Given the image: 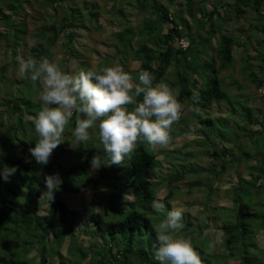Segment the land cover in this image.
<instances>
[{
  "label": "trees",
  "instance_id": "16d2710c",
  "mask_svg": "<svg viewBox=\"0 0 264 264\" xmlns=\"http://www.w3.org/2000/svg\"><path fill=\"white\" fill-rule=\"evenodd\" d=\"M80 1L82 8L87 10L90 0H0V27H3V30H0V169L5 166L17 168L15 174L7 181L0 174V233L3 234L0 248L3 250L5 248L6 251L8 243L13 240L15 247L11 248L10 254L19 256L20 262L17 264H28L24 257L30 251L34 240L37 245L41 246L40 261L46 264L44 249L46 243L51 240V243L55 244L58 249L63 244L66 235L69 234L72 238V228L77 213L69 209L61 193H79L88 184L92 185L96 193L98 181L92 184V180L89 179L90 160L97 153L103 159L107 158V153L104 152L101 143L90 150L87 144L80 143L76 146L75 153L71 150L70 152L64 144H61L54 150L46 166L36 163L29 148L35 147L39 139L34 129L33 118L43 107L39 100L41 85L38 81L33 82L28 78L18 76L11 80L7 79L3 64L7 59L17 60L18 55L24 59L26 57L35 59L38 62L43 59L52 61L54 47L60 38L63 39L62 51L70 57H77V53L69 47V44L75 39L74 29L77 28L75 25L80 13L68 3L76 4ZM118 1L122 3L125 0ZM132 1L139 3L137 8L140 15L146 10H149V14L143 17L137 28L127 23L119 33L115 34L119 46L122 47L119 52L120 66L126 65L125 56L132 53L134 59L139 61V67L136 70L137 77L140 71L151 72L155 77L154 86L163 82L172 90L178 88L177 99L188 103L195 121H202L206 124L210 122L209 127L215 125L216 122L220 124L221 129L217 127L209 129L210 134L215 133L218 139L232 143V146L228 148L221 142L217 144L215 139L209 138L208 133L198 135L200 137L198 142L206 141L208 148L206 156L211 160L207 171L214 178L209 179L208 182H203L202 179L193 180L188 187V193H191L194 187L206 188V203L202 204L206 212L210 209L209 197L212 195V190L214 191L211 181L226 175L229 166H232L236 178L229 194L232 201V212L225 216L224 211L221 213L217 211L216 221L211 223L212 220L208 216L205 226L207 229L218 228L217 224L221 221L220 232L224 233L221 241L227 250V256L224 258H233L234 264H264V247H258L256 241L258 232H261L264 237V208H259L261 205L255 204L253 200L254 196L258 197V200L264 197V114L259 119L255 118L254 111L245 109L238 101V97L229 92L231 85L235 84L237 89L241 85L232 78H230V83H225L220 76L223 72H227L229 76L234 68L233 46L238 48L244 46L243 38L234 40L226 32V14L229 12L234 15L236 21H239L244 19L250 11L254 25L249 31L255 34L254 38L260 44L262 51L259 52L260 59L255 68L257 71L255 72L251 65L250 56L244 57L242 71L249 72L250 82L257 89H264V0H228L227 3H224V0H182V4L175 0H167L177 7V11L172 15L159 5L157 0ZM209 1L214 3V8L206 12L205 4ZM35 4H39L41 9L52 10V14L48 18L45 14H41L39 20L42 21L40 32L42 43L30 47L25 57L23 35L26 32L24 25L27 16L26 9ZM218 6L223 9L222 13L217 9ZM111 10L114 8L112 7ZM120 10L121 7H118L114 14L119 15ZM95 14L96 12L88 10L83 13L82 17H90L94 20L96 19ZM184 14L188 19H193L194 28L188 20L183 19ZM195 14L201 15L202 19L194 20ZM163 26L167 27L165 32ZM241 32L245 33V31ZM216 35L217 44L211 48V40ZM181 39L188 41L186 48L180 46ZM175 42L178 43L177 48H174ZM7 53L10 54V58ZM13 66V71L17 72L18 63H13ZM170 67L173 68V80L171 81L167 79ZM194 94L200 97L198 104L193 102ZM138 99L142 100V96ZM219 103L230 107L231 115L238 117V123L234 122L232 127L226 129V118L212 116L213 110L216 109L222 113L219 106L214 108V104L219 105ZM128 107L131 109L133 106ZM203 109L213 118L202 119L201 110ZM185 123V121L180 122V124ZM240 123H243L244 129L238 136ZM197 124L200 123L193 122L187 125V128H195L194 125L197 127ZM75 126L76 115L74 114L65 130L64 137L72 134ZM224 128L236 132L235 140L226 136L228 132L224 133ZM241 136L245 138L244 143H241ZM147 145L146 142L138 143L136 151L126 165H113L99 169L100 177L105 175L113 182L119 181L117 174L121 175L125 181L123 191L130 197L129 200H124V194L119 195L116 190L112 195L113 200L109 203L120 209L116 208L113 213H108L110 218L108 220H105L100 213H94L90 217L101 234L119 236L125 241L124 248L118 249L116 254L111 256V261H108L109 258L105 254L99 264H133L129 258L134 254L135 236L137 233L141 234L143 229L148 230L152 227L149 209L156 200L158 189L164 185L169 187L173 183L182 181L186 174L196 171L195 167L188 166L183 158L175 157L174 161L178 159L182 161L174 167L176 174L163 179L162 182L153 183L154 169L158 166V161ZM242 160L247 163L245 169L250 179H245L238 171ZM55 173H59L63 183L59 190L54 191L53 200L49 201L48 196L44 195L43 198L48 201V207L43 214H40L37 212V201L40 194L46 192L43 178ZM171 191L167 193L164 202L165 207L170 211L167 199L172 197ZM123 205L125 207L121 209ZM184 226L187 227L188 224ZM199 232L201 233L200 228ZM210 255H205L204 260L201 258L202 264H213V259L216 257ZM0 260L4 258L0 257ZM144 263H146L145 260L141 259V264Z\"/></svg>",
  "mask_w": 264,
  "mask_h": 264
},
{
  "label": "rangeland",
  "instance_id": "374dc122",
  "mask_svg": "<svg viewBox=\"0 0 264 264\" xmlns=\"http://www.w3.org/2000/svg\"><path fill=\"white\" fill-rule=\"evenodd\" d=\"M150 1L151 0H148V2ZM175 2H181L182 4L183 1L175 0ZM223 2L227 3L228 0H224ZM157 3L163 6L171 15L177 11V7L173 6L167 0H157ZM68 4L74 6V9L80 13L78 22L75 25L77 28L74 29L75 39L73 43L69 44V47L77 53V57H70L67 53L62 51L63 49L61 45L63 39L60 38L57 45L54 47V57L52 61L54 60L58 62L63 71L72 74L78 73L81 70H99L104 67H111L115 65L120 66L121 55L119 52L122 50V47L119 46L115 34L119 33L122 30V27L127 23H130L137 28V26L141 24L143 17L149 14V10H146L140 15L139 9L137 8L139 3L132 0H125L122 3H119L118 0H90V5L87 10L82 8L81 1L79 3L76 2V4L74 2ZM112 7L114 10H111ZM118 7H121V12L118 11L119 15H115L114 12ZM213 8V2L209 1L205 4L206 12L211 11ZM217 9L220 13L223 12V9H220L219 6ZM88 10L96 12V19L93 20L90 17H82L83 13ZM26 13L27 16L24 23L26 32L25 35H23L25 57L30 47L37 46L42 43V38L40 37L42 21H40L39 18L42 13L45 14L46 18H48V16L52 14V10L48 8L41 9L39 4H35L33 6H28ZM123 16L124 18L122 19ZM183 17L186 21L188 20L192 28L195 27L193 19H188L185 14ZM200 19H202L201 15H194V20ZM226 19V32L229 33L234 40L243 38L244 46L241 48L233 46V55L235 58L234 68L230 72L229 76H227V72H223L220 76L224 79L225 83H230V78H232L233 81L235 80L241 85L239 89L236 88L235 84L231 85L229 88L230 94L237 96L240 104L245 109L248 108L253 110L254 117L259 119L264 114V101L261 97L262 91L261 89H257L254 84L250 82V77L248 75L249 72L247 70L242 71L244 57L250 56L252 58L251 65L256 72L257 70H255V68L260 59L259 52L262 51L260 44L257 43V40L254 38L255 34L249 31L251 26L254 25L253 15L250 11H248L244 19L236 21L234 15L227 12ZM166 28V26H163L164 32ZM0 30H3L2 26L0 27ZM241 31H245V33ZM216 44L217 35L211 40V48H214ZM177 47L178 43L175 42L174 48ZM7 56L10 58L9 53H7ZM125 57L126 65L123 67L124 70L129 72L133 76L134 80L138 81L136 70L139 67V61L134 59L132 53H128ZM25 59L27 60L29 58L26 57ZM10 60L7 59L3 63L6 69V78L9 80L17 77V72L13 71V63H18L15 59ZM168 71L167 79L171 81L173 80V68L170 67ZM173 92L177 95L178 88H173ZM181 103L184 106V111L181 120L173 125V130L171 132L173 139L171 145L167 149L157 148L155 150L152 149L151 146L147 145L150 151L156 155V159L158 161V166L154 169L152 182H162L163 179H167L169 176L175 175L176 168L174 167H177V165L182 162L180 160L181 158H183L184 162L188 163V166L195 167L196 171L195 173L190 172L186 174L185 179L182 181L173 183L169 187L164 185L162 188L158 189L156 192V200L163 198L164 203L167 193L172 190V197L167 199L170 204V209L182 208L183 225L186 223L188 224L187 227L183 226V229L180 233H178V235L189 238L193 247L197 250L200 258L203 260L206 258L205 255L211 254L210 256L216 257L213 259V264H234L233 258H224L227 256V250L222 245V241L217 244L214 251H210L208 247L209 243L215 240V238L219 235L221 221L217 224L218 228L207 229L205 226L208 221V216L212 220L211 223L216 221L215 218L217 211L218 213L224 211L223 213L225 216L231 214L232 201L229 194L231 187H233V184L236 182L234 169L232 166H229L228 173L226 175H222L218 178L215 177L216 180L211 181L213 183L214 191L212 190V195L209 197L210 209L206 212L202 206V204L205 205L206 203V188L203 186L202 188L194 187V190L191 193H188V187L191 185L193 180L198 181L197 179H202L203 182H208L209 179L214 178V176L209 174L210 172L207 171L211 160L206 156L208 152V148L205 144L206 141L202 143L198 142V140H200L199 136L208 133L210 139H215V141L218 142L217 144H220L219 142H221L228 148L229 146H232V143H227L225 140L218 139L215 133L210 134L209 129H215V127L221 129L218 122L209 127L208 125L210 122L209 124H206L202 121H195L194 115L191 112L188 103ZM214 106V108L219 106V110L222 113H219L216 109L213 110L212 116L214 118L217 116L226 118V129L232 127L234 122L238 123V117L231 115L229 106L220 103L219 105L214 104ZM206 113L207 111L205 109L201 110V118L209 120L212 116H209V114ZM181 121H185L187 124H180ZM193 122L200 124H197V127L194 125L195 128H187V125H191ZM238 127V136H240L241 130L244 129L243 123H240ZM225 128L223 132H228V135L226 136L235 140L234 138L236 132L232 130H225ZM252 129H254V127H252ZM89 134L91 139L87 142H83L82 144H87L89 146L88 149L90 150L99 146L98 144L100 143V140L98 127L89 129ZM65 139L67 140L63 143L64 146L67 147L69 151L71 150L75 153L76 149L74 147L78 145L75 137L70 134L65 136L64 140ZM240 139L241 143H244L245 138L241 136ZM240 139L238 138V141ZM216 142L213 143L216 144ZM207 143L210 144L209 142ZM175 157H180V159H178V161H174ZM246 164L247 163L242 160L238 171L245 179H250V175L245 169ZM117 175L119 181L113 182V180L107 178L105 175L104 177H100L99 169L93 170L91 167L89 179L92 180V184H95V182L98 181L96 193H94L91 184H88L87 187L79 193H61V196L66 201L69 209L76 212L77 217L72 228V238H70L69 234L66 235L63 244L58 249L55 244L51 243V240L46 243L44 248L46 254V264H99L101 258L105 254H107V258H109L108 261H111V256L115 255L118 249L124 248L125 241L121 239V237H112L108 234H101V232L97 230L93 221L90 220L91 215L94 213H100L105 220H108L110 219L108 213H113V211H116V208L120 209L119 207H115V205L109 203V201L113 200L112 195H114L116 190L119 195L121 193L124 194V200L130 199V197L123 191L125 183L124 179L121 178V175ZM209 184L211 183L209 182ZM206 187L208 188V184ZM43 197L44 192L40 194L37 201V212L40 214H43L48 207V201H46ZM253 198L255 204L257 203L261 205L259 208H264V197H261L259 200L258 197L256 198L254 196ZM124 207L125 206L123 205L121 209H124ZM169 211L170 210L165 207L163 212L158 213L152 208V206L150 207L149 218L151 220L152 227L148 230L143 229L141 234H136L133 244L134 254L130 255V262L133 264H141V259H144L146 262L144 264H159L155 257L158 247L157 228L159 223L166 218ZM199 228L201 233L199 232ZM2 240L3 234L0 233V242H2ZM256 241L258 247H264V237L261 232H258ZM32 244L33 245L30 248V251L24 259L28 264H42L39 257V250L41 249V246L37 245L35 240L32 241ZM12 247H15L13 240L8 243L6 251L5 248L4 250L3 248H0V257L4 258V260H0V264H17L20 262V260H18L20 259L19 256H15L12 253L10 254ZM135 254H137V256Z\"/></svg>",
  "mask_w": 264,
  "mask_h": 264
},
{
  "label": "clouds",
  "instance_id": "9594fccd",
  "mask_svg": "<svg viewBox=\"0 0 264 264\" xmlns=\"http://www.w3.org/2000/svg\"><path fill=\"white\" fill-rule=\"evenodd\" d=\"M17 61V76L41 85L39 100L43 107L33 118L39 139L35 147L29 148L36 163L46 166L50 162L54 150L65 142L64 133L74 114L76 126L72 135L78 144L91 139L89 129H99L107 158L98 153L93 155L90 160L93 170L126 165L141 142L154 150L171 145L173 125L181 120L184 106L166 83L153 85L155 77L151 72L140 71L137 81L119 65L72 74L63 71L54 60L38 62L18 55ZM141 96L142 100L138 99ZM192 99L194 104L200 101L198 94ZM129 105L133 107L129 109ZM16 171V167L5 166L0 174L7 181ZM43 181L44 195L53 200L62 178L55 173L44 176ZM152 208L163 212V198L154 200ZM183 226L182 208H173L159 223L155 253L159 264H202L191 240L178 235ZM223 238L224 233L220 232L209 243V250L214 251Z\"/></svg>",
  "mask_w": 264,
  "mask_h": 264
},
{
  "label": "built area",
  "instance_id": "2783aa9c",
  "mask_svg": "<svg viewBox=\"0 0 264 264\" xmlns=\"http://www.w3.org/2000/svg\"><path fill=\"white\" fill-rule=\"evenodd\" d=\"M179 44H180V46H181L182 48H186V47L188 46V42H187L185 39H181V40L179 41ZM261 91H262V95H261V97H262V99H263V101H264V89H262Z\"/></svg>",
  "mask_w": 264,
  "mask_h": 264
}]
</instances>
